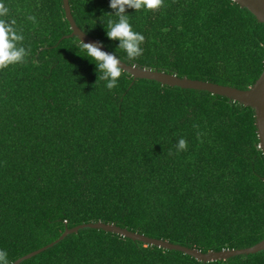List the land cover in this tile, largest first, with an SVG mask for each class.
<instances>
[{
	"label": "trees",
	"instance_id": "1",
	"mask_svg": "<svg viewBox=\"0 0 264 264\" xmlns=\"http://www.w3.org/2000/svg\"><path fill=\"white\" fill-rule=\"evenodd\" d=\"M69 1L77 25L128 64L242 89L264 69V23L236 0L126 9L145 36L136 59L107 36V20H118L110 0ZM4 2V19L16 20L31 49L25 63L0 70V249L9 264L66 227L97 221L203 252L264 238L252 107L127 71L109 90L79 38L64 37L72 29L63 0ZM181 137L188 148L177 153ZM20 264H264V250L203 262L82 228Z\"/></svg>",
	"mask_w": 264,
	"mask_h": 264
},
{
	"label": "water",
	"instance_id": "2",
	"mask_svg": "<svg viewBox=\"0 0 264 264\" xmlns=\"http://www.w3.org/2000/svg\"><path fill=\"white\" fill-rule=\"evenodd\" d=\"M236 1L242 7L249 9L260 22L264 23V0H236ZM63 6L65 9L66 17L69 20L72 29V32L65 35L64 37H72V36L78 37L79 35L86 43L101 42L95 37L86 33L83 29H81L77 25L72 14L69 0H63ZM102 48L104 51L112 53L103 43H102ZM121 61H122V66L125 67V71L132 74L134 79L147 78L151 80H156L158 82H161L162 84H167L170 86H180L183 88L208 90L213 94L227 96L246 106L252 107L255 111L257 131L258 134H261L262 142L260 140V143L264 153V69L253 85H251L246 89H242L235 86L219 84L208 80L180 77L174 73H169L157 69L142 68L136 65L128 64L123 60ZM82 228H102L132 238L134 240H140L147 244H153L163 248L183 251L184 253L190 254L193 257L203 262L228 259L236 255L256 253L258 251L264 250V238H263L261 241L248 247L225 248L221 250H210L207 252H203L199 249L191 248L186 245H182L178 243H173L169 240H165L162 238L150 237L145 234L129 230L128 228H124L116 223H105L102 221H97V222L82 223L73 227H66L65 230L57 239L53 240L52 242L48 243L45 246H42L34 251H31L19 257L10 264H20L22 261L41 253L42 251L46 250L49 247L54 246L56 243L64 239L67 235L78 232Z\"/></svg>",
	"mask_w": 264,
	"mask_h": 264
},
{
	"label": "clouds",
	"instance_id": "3",
	"mask_svg": "<svg viewBox=\"0 0 264 264\" xmlns=\"http://www.w3.org/2000/svg\"><path fill=\"white\" fill-rule=\"evenodd\" d=\"M110 7L115 11L109 12V14L115 13L118 20L111 18L107 20V36L112 40L118 39L120 41L117 50L125 51L129 59L140 57L144 51L142 45L145 42V36L134 30L126 9L155 11L164 7V0H110ZM9 11L10 9L4 0H0V70L25 63L31 51L30 47L26 49L23 46L25 37L22 30L17 28L16 20L4 19L9 15ZM27 19L33 23L37 20L34 15H29ZM78 37L80 47L86 51V56L97 64L100 73L97 80L107 81L106 87L109 90L118 87V80L125 71L121 59L115 53L104 51L102 42L86 43L79 35ZM258 139L262 142L261 134H258ZM187 148V140L181 137L176 145L177 153L186 151ZM260 148L261 143H258L257 150ZM168 154L173 155L171 150ZM0 264H9L8 252L4 249H0Z\"/></svg>",
	"mask_w": 264,
	"mask_h": 264
}]
</instances>
